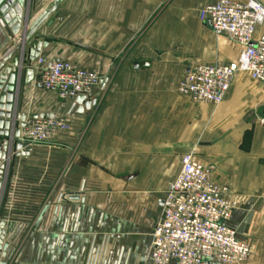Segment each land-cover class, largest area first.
Instances as JSON below:
<instances>
[{"label":"crops","instance_id":"0c3cea01","mask_svg":"<svg viewBox=\"0 0 264 264\" xmlns=\"http://www.w3.org/2000/svg\"><path fill=\"white\" fill-rule=\"evenodd\" d=\"M52 1L29 0L31 21ZM212 2L65 0L45 23L40 34L51 39L40 57L102 82L92 97L64 101L42 89L37 59L27 63L34 74L19 112L63 118L71 130L13 153L0 192L9 243L0 262L153 264L163 201L194 153L238 202L232 225L251 249L244 264H264L263 86L239 72L219 106L178 91L188 65L235 62L244 50L200 21Z\"/></svg>","mask_w":264,"mask_h":264},{"label":"built area","instance_id":"2783aa9c","mask_svg":"<svg viewBox=\"0 0 264 264\" xmlns=\"http://www.w3.org/2000/svg\"><path fill=\"white\" fill-rule=\"evenodd\" d=\"M199 18L215 34L227 36L244 50L235 62L188 65L179 93L195 102L219 106L239 72L249 74L264 89V5L258 0H214L201 9ZM36 68L42 89L64 101L80 96L90 98L102 82L95 72L65 60L39 57ZM70 130V124L63 118L38 117L26 121L21 139L29 145H39ZM10 165L11 160L6 162L4 185ZM1 205L2 198L0 210ZM237 206L229 189L214 181L213 167H205L194 153L185 154L152 234V263L244 264L251 249L240 240L232 225Z\"/></svg>","mask_w":264,"mask_h":264},{"label":"water","instance_id":"95a60500","mask_svg":"<svg viewBox=\"0 0 264 264\" xmlns=\"http://www.w3.org/2000/svg\"><path fill=\"white\" fill-rule=\"evenodd\" d=\"M64 1L53 0L31 21L29 0H0V192L4 186L6 162L9 163L14 152L16 156L25 155L32 149L21 139V129L26 126L27 116L19 112L21 96L34 74L33 69L27 68V63L35 62L49 46L51 38L40 34V31ZM139 65L147 66L148 63ZM4 228L5 224L1 223L0 256L3 259L9 249Z\"/></svg>","mask_w":264,"mask_h":264},{"label":"rangeland","instance_id":"374dc122","mask_svg":"<svg viewBox=\"0 0 264 264\" xmlns=\"http://www.w3.org/2000/svg\"><path fill=\"white\" fill-rule=\"evenodd\" d=\"M218 35V34H217Z\"/></svg>","mask_w":264,"mask_h":264}]
</instances>
